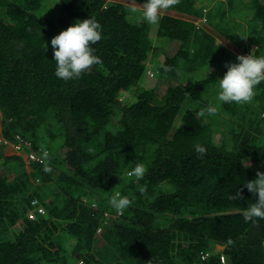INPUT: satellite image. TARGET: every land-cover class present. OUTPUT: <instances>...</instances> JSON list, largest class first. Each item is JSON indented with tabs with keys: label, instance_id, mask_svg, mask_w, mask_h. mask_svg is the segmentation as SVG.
Here are the masks:
<instances>
[{
	"label": "trees",
	"instance_id": "trees-1",
	"mask_svg": "<svg viewBox=\"0 0 264 264\" xmlns=\"http://www.w3.org/2000/svg\"><path fill=\"white\" fill-rule=\"evenodd\" d=\"M197 1L152 24L143 0H0V264H264V219L242 215L255 199L243 183L264 172V81L248 102L217 100L226 62L264 56V0L216 1L209 27ZM88 16L101 63L60 79L51 38ZM157 39L179 47L148 65ZM150 66L180 82L158 94ZM9 140L37 158L6 153ZM138 163L144 176L127 177ZM118 192L132 200L120 213Z\"/></svg>",
	"mask_w": 264,
	"mask_h": 264
},
{
	"label": "clouds",
	"instance_id": "clouds-1",
	"mask_svg": "<svg viewBox=\"0 0 264 264\" xmlns=\"http://www.w3.org/2000/svg\"><path fill=\"white\" fill-rule=\"evenodd\" d=\"M143 2V20L156 24L161 18V10L168 9L178 0H143ZM132 11L135 12L136 9ZM101 38V24L89 16L82 20L77 19L53 36L50 44L53 60L56 63L55 75L60 79L70 80L89 70L94 64L101 63L100 57L94 54V49L91 47ZM226 68L224 75L218 78L217 100L221 103H245L251 100L255 87L264 81V56L253 55L252 52L246 55L237 54L235 62H226ZM215 110L213 106L207 108L209 113ZM195 151L204 154L206 148L197 144ZM241 163L247 166L246 161L242 160ZM145 171V166L138 163L127 170L126 175L129 178L141 179ZM243 186L255 197L254 202L242 212L244 220L255 222L256 218L264 219V172L257 171L256 177L247 180ZM242 195L241 189L237 188L232 198H239ZM110 203L116 212L120 213L132 204V200L118 192L111 198Z\"/></svg>",
	"mask_w": 264,
	"mask_h": 264
},
{
	"label": "rangeland",
	"instance_id": "rangeland-1",
	"mask_svg": "<svg viewBox=\"0 0 264 264\" xmlns=\"http://www.w3.org/2000/svg\"><path fill=\"white\" fill-rule=\"evenodd\" d=\"M216 1H219V0H198L197 1L196 6L198 8H200V9H202V11L206 15V17L203 16L202 18L197 19L196 20V24H198L199 26H202V23H204L205 24L204 26H208L209 27L207 13H208V11L211 8H213L215 6ZM224 1H226V0H223V2ZM133 6H135L136 8H138V10L140 11V13H142L144 6H141V5L140 6L139 5H133ZM132 14L135 15L133 12H132ZM241 15H243V14L241 13ZM226 17L228 19H230V20L233 19V20H235L237 22H240L238 16L234 12H232L230 9H228V11L226 12ZM241 22H244L245 23L244 19H242ZM170 44L171 43L166 44L163 47V42H161L158 39L156 41H154L153 54H151L150 59L147 62L148 65L154 64V63H158L159 61H161L163 63L164 60L166 59V56L167 55H169V56L174 55L175 52L177 51L179 45L176 43L174 45V47L172 49H170L169 48V45ZM156 53H158V55H156ZM151 67L152 66H150V69H148V71H147L146 81L144 82V84L147 87H155L156 88V92L158 94H163L164 92H166V90L168 89V87L177 85L180 82L181 74L179 72L177 74H175L174 76L173 75H171V76H159V75H157L156 76L155 74H154V76H152L150 73H151V71L154 72V70H152L153 68L151 69ZM213 71H214L213 68H210L207 71V73L209 74V73H212ZM221 77L222 76H220V78ZM207 91H209V90L207 89ZM1 124H2V119H1V115H0V143L1 144H4L3 142L5 141V139H4V137H3L2 133H1ZM25 145L31 150V152H35V153L36 152L37 153L39 152V149L34 150V144H33V142L28 141ZM19 146H20L19 144L16 145V143H15V145H14L11 142H8V144H7V146H5L4 150L8 154H12V153L21 154L24 157V159L26 160V162L29 163L28 157H29V154L31 152L28 151L25 148V146H23L21 148ZM246 162H247V165H251V164L254 165L255 164V166L261 167V166H259V164L254 163V161L251 160V159H248ZM27 170H29V171L31 170V167L29 165L27 166ZM95 204L96 203L94 202V205H93L94 208H95ZM105 215L108 218V217L111 216V213L108 212ZM101 231H102V229L100 228L98 230V234H100ZM60 240H61V243L64 246H66L67 248H70L71 249L73 247V243H74V240L73 239H68V237L64 235V236H62V238H60ZM218 247H220V246H218Z\"/></svg>",
	"mask_w": 264,
	"mask_h": 264
},
{
	"label": "built area",
	"instance_id": "built-area-1",
	"mask_svg": "<svg viewBox=\"0 0 264 264\" xmlns=\"http://www.w3.org/2000/svg\"><path fill=\"white\" fill-rule=\"evenodd\" d=\"M9 141H10V140H9ZM21 141H22V140H21ZM21 141L16 143V145H18V144L20 145V146H19L20 148L23 147V146H25L24 144L21 143ZM25 144H26V143H25ZM37 154H38L37 152H36V153H35V152H31V153L29 154V157H28V158H29V159H36V158H37ZM39 211H40L41 213H44V212H45V208L40 207V208H39ZM30 217H31V218H35V214H34V213H30ZM222 261L225 262V256H224V255L222 256Z\"/></svg>",
	"mask_w": 264,
	"mask_h": 264
},
{
	"label": "bare ground",
	"instance_id": "bare-ground-1",
	"mask_svg": "<svg viewBox=\"0 0 264 264\" xmlns=\"http://www.w3.org/2000/svg\"><path fill=\"white\" fill-rule=\"evenodd\" d=\"M251 13V12H250Z\"/></svg>",
	"mask_w": 264,
	"mask_h": 264
}]
</instances>
